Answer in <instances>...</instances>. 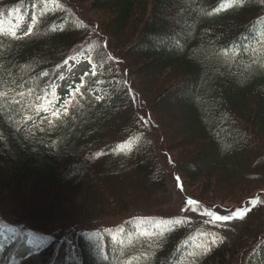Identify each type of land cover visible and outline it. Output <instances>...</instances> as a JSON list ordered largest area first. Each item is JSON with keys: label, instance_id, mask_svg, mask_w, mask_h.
Returning <instances> with one entry per match:
<instances>
[{"label": "trees", "instance_id": "obj_1", "mask_svg": "<svg viewBox=\"0 0 264 264\" xmlns=\"http://www.w3.org/2000/svg\"><path fill=\"white\" fill-rule=\"evenodd\" d=\"M67 1L71 8L65 0H0V264H26L23 245L34 264H255L247 258L264 242L258 213L242 222L240 241L204 239L202 248L193 241L195 215L136 235L119 228L155 217L141 212L158 203L165 180L120 63L152 98L151 118L179 115L169 133L195 148L180 171L202 197L237 193L240 180L258 184L264 0ZM83 5L99 14L97 29ZM75 56L96 73L59 104L60 68ZM114 218L122 225L99 226ZM157 218L155 225L166 219ZM33 224L52 228L50 236L39 238Z\"/></svg>", "mask_w": 264, "mask_h": 264}, {"label": "rangeland", "instance_id": "obj_2", "mask_svg": "<svg viewBox=\"0 0 264 264\" xmlns=\"http://www.w3.org/2000/svg\"><path fill=\"white\" fill-rule=\"evenodd\" d=\"M65 3L68 8L72 7L70 2H68L67 0H65ZM83 7V11H81L80 14H82V17L85 20L89 21V24L93 26L94 29H97L98 23H100L101 21L99 14L93 11L88 12L86 5H83ZM112 47L113 46L108 47L110 51H112ZM120 67H122V69L120 70V79L124 80L126 82V85L131 88L130 93L132 97L135 98L134 103L137 104L138 114L141 120L146 125L144 127V130L146 131L148 140H150L155 149V153L158 158V166L163 170L165 174L164 186L161 189H158V193L160 194L158 203H156V200L155 203L148 205V208L141 212V214H143L142 216L154 214L155 217H164L166 219L175 220L176 217L190 218L196 215L198 217L196 224L201 227V234H203L201 236V239L199 240L201 242V245H199L201 246V248L203 247V243L205 241L203 240V238H207L209 240L217 239L219 237H222L223 234L226 237L228 236L229 239L233 238L234 241H240V236L243 237L242 234H245V226L241 222L242 219H234L228 221L227 224H237L232 228H229V225H222L224 223L215 222L212 220V218L205 215L204 213L207 210L219 213L220 215H227L235 209L250 207L251 210L248 212V218H251L254 213L264 215L263 178L259 177L258 184H252L251 187H245V185H250L248 181L240 180L239 184L241 185H238L239 191L237 193L230 189L226 190V188H223L221 190L218 188L216 190H213L212 192H208L205 197H202L201 187H199V184H196V186L194 187L191 186L190 182L185 179V175H183L180 171V162L182 160L181 158H192L196 153L195 148L189 145L186 147L184 141L183 144L175 142L172 139L173 134L169 133V128H175L176 121H180L179 115L177 113H172L174 115L172 116L173 118L167 117L168 119H166V117L164 116L160 117L154 114L151 118V116L149 115L150 112L148 111V109L150 110L148 101L150 102V105L153 106V104H151L152 98L146 99V97H144V87L141 86L139 80H135V76L130 77L128 75V66H126L125 63H120ZM90 72L91 65L85 58L80 57L75 60H70L68 64L62 68L63 77L61 78L57 86L58 91L62 95L69 94L71 90L76 91V88L80 86L82 80L85 78V73L89 74ZM100 81V79H97L96 82ZM141 81H143L145 86H148L147 82H145L143 79ZM96 95L100 98H104L106 96V94L100 92V90L96 92ZM173 102L174 100L171 101V103ZM149 117L153 120V122ZM179 137L181 138L176 139L177 141H182V138L185 139L187 136L179 135ZM261 141L264 143L263 139H261ZM71 154L74 155V152L71 151ZM177 177H179V180L177 179ZM182 180L183 182L185 181V185L182 184ZM254 193L259 194H256L257 196H251ZM197 195L202 201L194 199L197 203L189 206L187 202L191 200V196L197 197ZM250 196L251 198L248 199V197ZM251 201H257L255 206H252L250 204ZM66 207L70 209V205L67 204ZM260 220L264 222V216H262ZM119 222L120 219L114 218L112 220L99 223V226H102V228L110 229ZM248 222L252 225L251 219H249ZM31 227L35 231H38L40 234H44L45 232L52 229L50 227L41 226V224H33ZM66 228L67 227H65V229ZM228 228L231 231L230 235H228ZM263 262L264 246H262L255 253V264H264ZM27 264L34 263L31 259H28Z\"/></svg>", "mask_w": 264, "mask_h": 264}, {"label": "snow or ice", "instance_id": "obj_3", "mask_svg": "<svg viewBox=\"0 0 264 264\" xmlns=\"http://www.w3.org/2000/svg\"><path fill=\"white\" fill-rule=\"evenodd\" d=\"M33 22H35V17L33 18ZM31 31V29H29V32ZM0 34H2V32H0ZM13 36L16 35L15 32L12 33ZM85 75H87V73H85ZM93 75H95V73L93 72ZM76 92H79V87L76 88ZM74 95V93H73ZM177 179L179 180V177H177ZM188 205H194L197 202L193 201V200H189ZM257 203V201H251L250 204L252 206H255V204ZM251 210L250 207H243V208H238L235 209L234 211H232L230 214L227 215H220L219 213L216 212H212V211H205V215L209 216L210 218H212L213 221L215 222H228L234 219H243L244 216L247 215V213ZM215 242V239H213V243Z\"/></svg>", "mask_w": 264, "mask_h": 264}]
</instances>
